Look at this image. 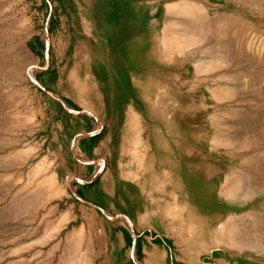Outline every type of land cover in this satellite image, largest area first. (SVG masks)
<instances>
[{"label": "rangeland", "instance_id": "obj_1", "mask_svg": "<svg viewBox=\"0 0 264 264\" xmlns=\"http://www.w3.org/2000/svg\"><path fill=\"white\" fill-rule=\"evenodd\" d=\"M237 2L0 0V264H143L149 240L167 264H264V0ZM172 21L196 46L168 59ZM183 217L255 241L207 251L154 228Z\"/></svg>", "mask_w": 264, "mask_h": 264}, {"label": "bare ground", "instance_id": "obj_2", "mask_svg": "<svg viewBox=\"0 0 264 264\" xmlns=\"http://www.w3.org/2000/svg\"><path fill=\"white\" fill-rule=\"evenodd\" d=\"M229 1H231L232 3H236L237 1L236 0H229ZM259 0H238V2L237 3H239V2H241V3H243V5H246L247 6V4H252V2H258ZM262 1V0H261ZM262 3V2H261ZM191 5V4H190ZM190 5L189 4H184V9H183V12H185V13H187V14H189L190 12H191V7H190ZM258 5V4H257ZM193 6V5H192ZM181 7V6H180ZM186 7V8H185ZM254 8V7H253ZM167 9L170 11V12H175L177 9H178V6H176V5H171V6H169V7H167ZM203 11V10H202ZM167 12V11H166ZM168 13V12H167ZM176 13V12H175ZM173 14V13H172ZM203 14V13H202ZM195 15V14H194ZM196 16H198V15H196ZM195 16V18H197ZM202 18H203V16H201ZM205 18V17H204ZM215 19V18H214ZM198 20V19H197ZM196 21V20H195ZM210 21V20H209ZM216 21V20H215ZM215 21H214V23H215ZM219 21V20H218ZM224 23H227V22H231V19H226V17H225V19H224ZM167 22V21H166ZM173 22V21H172ZM171 22V23H172ZM194 22V21H193ZM199 22V21H198ZM220 22V21H219ZM203 23V22H202ZM218 23V22H217ZM223 23V24H224ZM164 24H165V22H164ZM222 24V23H221ZM190 25V24H189ZM188 25V26H189ZM194 25V24H193ZM196 25V24H195ZM204 25V24H203ZM218 25V24H217ZM225 25V24H224ZM174 26H176L175 24H174V22L172 23V24H170V26L169 25H164V30H163V32H162V53H163V56L164 57H166V58H170L173 54H178V53H182L183 51H186V50H189V49H191L192 47H194V45L196 44V40L194 39V37H193V35L191 34V33H189L190 31L189 30H191V32H193L192 30H193V28L191 27H189V28H187V30H188V33L189 34H183V35H179L180 33H178V34H176L174 31H172V29L173 28H175ZM192 26V25H191ZM193 27H195V26H193ZM228 27V26H227ZM177 28H179V27H177ZM201 28V26H199V28L198 27H196V29H200ZM203 28V27H202ZM201 28V29H202ZM215 29L217 28V27H214ZM231 28V27H230ZM237 28V27H236ZM176 29V28H175ZM195 29V28H194ZM195 29V30H196ZM217 29H220L219 27L217 28ZM224 28H222V30H223ZM227 29V28H226ZM226 29H224V31H223V33L225 32V30ZM233 29H234V27H233ZM195 30H194V32H195ZM203 30H205V29H203ZM210 30V29H209ZM211 30H213V26H212V29ZM221 30V29H220ZM220 30H218V31H216L217 33L220 31ZM183 31V30H182ZM198 31H201V30H197V33H200V32H198ZM208 31V30H207ZM228 31V30H227ZM236 31V30H235ZM234 31V32H235ZM232 32V30L229 32V33H231ZM205 33V32H204ZM216 33V34H217ZM222 33V32H221ZM221 33H219V34H221ZM222 33V34H223ZM193 34H195V33H193ZM218 34V36H220ZM221 34V35H222ZM225 34V33H224ZM223 34V35H224ZM244 34V33H243ZM242 34V35H243ZM200 35V34H199ZM202 35V34H201ZM229 35V34H228ZM227 36V35H226ZM213 38H215V37H213ZM220 38V37H219ZM223 38V37H222ZM228 38V37H227ZM231 38V37H230ZM216 39V38H215ZM238 39H240V37L238 38ZM199 40V39H198ZM209 40H210V38H209ZM224 40H228V39H224ZM232 40V39H231ZM200 41V40H199ZM229 41V40H228ZM204 42V41H203ZM237 42V41H236ZM239 43H242V42H239ZM198 45V44H197ZM196 46V45H195ZM223 46H226V47H228V46H231V45H229V43L227 42V43H225ZM240 46V45H239ZM196 48V47H195ZM194 48V49H195ZM213 48H214V46H213ZM234 48V47H233ZM161 49V48H160ZM227 49V48H226ZM225 49V50H226ZM237 49V48H236ZM241 49H242V47H241ZM193 50V49H192ZM223 50V49H222ZM221 50V51H222ZM244 50V49H243ZM161 51V50H160ZM214 51V50H213ZM220 51V50H219ZM22 52V51H21ZM218 52V51H217ZM230 52V51H229ZM14 53H17V51L16 52H14ZM13 53V54H14ZM23 53V52H22ZM239 53L241 54V56H242V53H241V51H239ZM248 53V52H247ZM18 54V53H17ZM17 54H15L14 56H12V61H13V63H15V64H17L18 63V65H19V63H21V57L19 56V55H17ZM20 54V53H19ZM204 54V53H203ZM224 54H226V53H224ZM235 54V53H234ZM233 54V55H234ZM238 54V53H237ZM20 58H19V57ZM25 56V55H24ZM162 56V55H161ZM181 56V55H180ZM227 56V55H226ZM245 56V54L243 55V57ZM23 57V56H22ZM239 57H240V55H239ZM228 58V57H227ZM224 59V58H223ZM222 59V60H223ZM240 59H242V57H240ZM245 60V59H244ZM25 62V61H24ZM224 62H226V61H224ZM224 62L222 61V65L224 64ZM234 61H232V63H233ZM28 63V62H27ZM214 63V62H213ZM217 63H220V60H219V62L217 61ZM227 63V62H226ZM232 63H230V64H232ZM243 63V62H242ZM199 64V63H198ZM245 64V63H244ZM21 65V64H20ZM23 65V64H22ZM220 65V64H219ZM212 66H214V65H212ZM221 66V65H220ZM226 66H227V64H226ZM239 66H242V65H239ZM207 67V66H206ZM209 67V66H208ZM207 67V68H208ZM222 67V66H221ZM234 67V66H233ZM194 68V67H193ZM207 68H205V67H202V66H200V68L199 67H197V70H198V72H200L201 70L203 71V70H205V69H207ZM213 68V67H212ZM217 69H218V67H217ZM226 69V68H225ZM241 69V68H240ZM208 70H210V69H208ZM207 70V71H208ZM195 71V70H194ZM211 71V70H210ZM201 73V72H200ZM199 73V74H200ZM225 73V72H224ZM204 74V73H203ZM206 74V73H205ZM222 75V74H221ZM197 76H198V74H197ZM226 76V75H225ZM224 76V74H223V76L222 77H225ZM235 76V75H234ZM221 77V76H220ZM227 77H229V76H227ZM226 77V78H227ZM242 77V76H241ZM241 79V78H240ZM225 81V80H224ZM247 81V80H246ZM228 82V81H227ZM240 86V85H239ZM241 87V86H240ZM244 88V87H243ZM246 88V87H245ZM248 88V87H247ZM246 88V89H247ZM250 90V89H249ZM208 91H210V90H208ZM213 92V91H212ZM240 93V92H239ZM212 94H214L215 95V93H212ZM229 94V93H228ZM228 94H225L224 93V95H228ZM242 95H244V94H242ZM224 97V96H223ZM221 101V100H220ZM77 103H79L80 104V106L82 107V108H84L85 110H87L86 109V107H85V105L83 104V103H81V102H79V101H76ZM93 115V114H92ZM234 115V114H233ZM16 116H19V115H16ZM19 117H21V116H19ZM18 117V118H19ZM17 118V117H16ZM220 118V117H219ZM113 121V120H112ZM213 121V120H212ZM99 124V126H98V128H97V132L96 133H99L104 127H106L107 126V123L106 122H104V121H100V123H98ZM132 124V123H131ZM248 127V126H247ZM96 129V128H95ZM143 133V132H142ZM14 143L15 142H17V141H13ZM78 142V141H77ZM136 142H138V141H136ZM16 144V143H15ZM77 144V154L78 155H82L81 154V150H82V147H84V145H83V139H81V140H79V142L78 143H76ZM14 145V144H13ZM244 145H246L245 143H244ZM254 145V144H253ZM102 146V145H101ZM74 147H76V145L74 146ZM104 147V146H103ZM252 147V146H251ZM76 150V149H75ZM52 152V151H51ZM96 152H97V150H96ZM261 152V151H260ZM259 154V153H258ZM261 154H262V152L260 153V156H261ZM263 154H264V152H263ZM262 154V155H263ZM263 157V156H262ZM254 158V157H253ZM5 159V158H4ZM255 160V159H254ZM8 161V160H7ZM43 161H45V160H43ZM50 162V161H49ZM2 163V162H1ZM44 164V166H46V164L45 163H43ZM139 164V163H138ZM7 165V164H6ZM48 165V164H47ZM42 166V165H41ZM41 166H39L38 165V167L36 166V174L38 175L39 174V172H40V170H41ZM156 166H157V164H156ZM48 168V167H47ZM250 168V167H249ZM254 168V167H253ZM257 168H258V166H257ZM44 169V168H43ZM102 169V168H101ZM101 169H100V171L99 172H97V174L96 175H98V173H100L101 172ZM255 169V168H254ZM260 169V168H259ZM47 170H50V169H47ZM103 170V169H102ZM42 171V170H41ZM44 172V171H43ZM239 173V172H238ZM261 173V172H260ZM51 174V173H50ZM258 174V173H257ZM40 175V174H39ZM38 175V176H39ZM42 175V174H41ZM52 175V174H51ZM50 175V176H51ZM246 175V174H245ZM244 175V176H245ZM248 175V174H247ZM260 175V174H259ZM36 176V175H35ZM34 176V177H35ZM147 176V175H146ZM243 175H241V177H242ZM34 177H33V179H34ZM234 177V176H233ZM248 177V176H247ZM252 177V176H251ZM255 177V176H254ZM42 178H45V179H38L37 178V181H35L34 182V184H36V185H34V186H36V189L38 190V188L40 189V187H42V185H44V187H45V185L47 186V190H49V191H46V192H49V196L51 197V196H53L55 193H56V189H57V187L55 186V183H54V181H53V178L52 177H50L49 178V175H48V177L46 178V177H42ZM229 179V178H228ZM243 179V182H245L244 180V178H242ZM255 179H256V177H255ZM261 179V178H260ZM117 180V179H116ZM232 180V179H231ZM241 180V179H240ZM247 180V179H246ZM250 182V181H249ZM253 182H254V179H253ZM253 182H251V183H253ZM31 183H33V181H31ZM227 183V182H226ZM240 183V182H239ZM243 184V183H242ZM245 184V183H244ZM247 184H248V186H249V183L247 182ZM246 185V184H245ZM244 185V186H245ZM226 186V185H225ZM251 186V185H250ZM46 188V187H45ZM227 189V188H226ZM58 191H59V189H57ZM35 189H34V194H36L35 193ZM41 191V190H40ZM21 192V191H20ZM38 192V191H37ZM232 192V191H231ZM137 193H139V192H137ZM226 193V192H225ZM224 193V194H225ZM47 194V193H46ZM57 194H58V192H57ZM227 194V193H226ZM226 194L224 195V196H226ZM37 195V194H36ZM47 195V196H48ZM139 195V194H138ZM42 196H43V194H42ZM41 195L39 196V197H42ZM48 196V197H49ZM6 197V196H5ZM35 197V196H34ZM33 197V198H34ZM38 197V198H39ZM141 197V196H140ZM32 198V197H31ZM37 198V196H36V200L38 199ZM35 199V198H34ZM33 199V201H35L36 202V200H34ZM39 201V199L37 200V202ZM33 203V202H32ZM7 204V203H6ZM37 204V203H36ZM36 204H34V205H36ZM169 204V203H168ZM22 205V204H21ZM23 207V206H22ZM172 208V206L170 207V206H166V209H164V211H163V213L162 214H168V215H170L171 213H173L175 216H177L178 214H177V212H175L173 209H171ZM20 211H21V209H19ZM156 214V213H155ZM190 219V218H189ZM194 219V218H193ZM191 220L190 219V221H187L186 220V218L185 217H183V218H181V222L180 221H178V223H172V222H169V221H167L166 219H159V220H157L158 222L156 223H154L155 224V229L156 230H158V232H161V233H163V234H165L166 236H168V237H170V238H173V240H176V239H178V237L179 238H184L185 236L187 237V236H192V235H194V236H196V241H198V243L197 244H199L200 242H202L201 243V245H203V246H205L204 248H208L209 246H214V245H217V244H219L220 242L221 243H224V244H226L227 246H229V247H234L235 245H243V244H247V243H249V240L251 239V237H252V233H254V231L252 232V228H256V227H253V226H248L247 228L246 227H244V223H245V221H242V222H244L243 224L241 223V221H240V223L243 225V226H241L240 224H238L239 226H236V224H235V226L237 227H235V226H233L231 223L229 224V222H228V224L226 223L225 225L223 224V225H221V226H223L222 228L220 227L219 229H218V227L217 228H214L212 231H203L202 233H203V235H202V233L201 232H199V228H200V226H197V223L195 222L194 223V220ZM133 220V219H132ZM228 220H230V219H228ZM96 221V220H95ZM132 222V221H131ZM235 222V221H234ZM237 222V221H236ZM239 222V221H238ZM262 222V221H261ZM88 223V222H87ZM90 223V222H89ZM92 223V222H91ZM90 223V224H91ZM251 224H254V222L252 223V222H250ZM257 223V225H258V223H260V222H256ZM246 225L248 224V222L247 223H245ZM250 224V225H251ZM92 225V224H91ZM196 225V227H193V226H195ZM257 225H255V226H257ZM260 225V224H259ZM262 225V224H261ZM264 225V224H263ZM81 227V226H80ZM91 227V226H90ZM261 227V226H260ZM263 228V227H262ZM261 228V229H262ZM79 229V228H78ZM77 229V233H78V230ZM260 229V230H261ZM176 230H178V231H176ZM256 230H258V229H256ZM264 230V229H263ZM262 230V231H263ZM83 231V230H82ZM264 232V231H263ZM81 232H79V235L77 236L76 235V233H75V235H74V237L76 236L77 238H81V234H80ZM257 233V232H256ZM255 233V234H256ZM255 234H253V236L255 235ZM260 234H262V232L260 233ZM257 235H259V234H257ZM80 236V237H79ZM205 236V237H204ZM251 236V237H250ZM262 236H263V234H262ZM82 237H83V235H82ZM150 237V236H149ZM255 237V236H254ZM254 237H252V238H254ZM257 237V236H256ZM261 237V236H260ZM264 237V236H263ZM259 238V237H258ZM82 239V238H81ZM149 239H151V238H149ZM257 239V238H256ZM75 240H76V238H75ZM78 241H79V239H77ZM76 240V241H77ZM255 241V239L252 241V242H254ZM74 242V241H73ZM80 242H81V240H80ZM252 242H251V240H250V243H251V245H252ZM256 242H257V240H256ZM79 243V242H78ZM150 243H151V241L149 240V242H144V261H143V264H167L168 263V257H166V255L164 254V253H161L160 251H159V249H157L156 247H153V245L151 246L150 245ZM249 243V244H250ZM260 243V242H259ZM72 244H74V243H72ZM76 244V243H75ZM74 244V245H75ZM254 244V243H253ZM77 245V244H76ZM261 245V244H260ZM79 246V245H78ZM198 246V245H197ZM257 246V245H256ZM74 250H76L75 248H73ZM210 249V247L208 248V249H206L207 251ZM206 250H204L203 249V251H205L206 252ZM201 251V254L202 253H204L202 250H200ZM199 251V252H200ZM198 253V252H197ZM208 253V252H207ZM206 253V254H207ZM211 253V252H210ZM205 254V253H204ZM76 257V256H75ZM84 259V258H83ZM135 259V258H134ZM136 262V261H135ZM138 262V261H137Z\"/></svg>", "mask_w": 264, "mask_h": 264}]
</instances>
